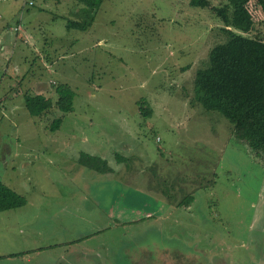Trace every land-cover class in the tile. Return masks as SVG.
Instances as JSON below:
<instances>
[{"label": "rangeland", "instance_id": "obj_1", "mask_svg": "<svg viewBox=\"0 0 264 264\" xmlns=\"http://www.w3.org/2000/svg\"><path fill=\"white\" fill-rule=\"evenodd\" d=\"M22 1L32 5L21 11L19 35L31 44L9 43L0 61V181L25 204L0 213L1 240L17 246L6 221L16 216L18 237L29 226L36 245L52 247L28 263L15 255L0 264H54L60 243L75 239L68 248L85 252L81 264H264V162L221 115L188 104L194 72L223 41L217 17L188 0H102L81 31L65 26L78 19L75 0L8 3L15 11ZM227 2L233 31L264 37V0ZM63 83L74 93L70 111L28 114L23 94L53 101ZM80 153L114 173L80 165Z\"/></svg>", "mask_w": 264, "mask_h": 264}, {"label": "trees", "instance_id": "obj_2", "mask_svg": "<svg viewBox=\"0 0 264 264\" xmlns=\"http://www.w3.org/2000/svg\"><path fill=\"white\" fill-rule=\"evenodd\" d=\"M75 1L82 5L78 19L67 20L66 27L85 31L102 0ZM187 3L191 7L208 8L211 15L222 23L217 30L223 39L208 50L206 66L194 72L188 104H197L205 111L221 115L230 124L229 134L235 141L245 145L252 155L264 162V37H251L233 31L230 26L233 25L234 15L227 0L217 6L210 5L207 0H188ZM260 22L264 27V19ZM251 27L252 24L249 25ZM54 94L52 101L41 94L25 93L22 95L23 105L31 116H38L52 107L61 112L72 109L74 93L67 84L56 85ZM137 109L141 116L148 117L151 113L143 100L138 101ZM59 123L60 118L52 119L48 129L54 131ZM116 159L121 162L124 157L117 155ZM78 163L96 173L112 172L106 161L96 155L80 153ZM190 199L192 195H184L175 206H185ZM23 204L24 197L0 181V211Z\"/></svg>", "mask_w": 264, "mask_h": 264}, {"label": "crops", "instance_id": "obj_3", "mask_svg": "<svg viewBox=\"0 0 264 264\" xmlns=\"http://www.w3.org/2000/svg\"><path fill=\"white\" fill-rule=\"evenodd\" d=\"M9 1H14V0H0V2H1V4H0V61H2L3 59L5 60V57H4L5 49L7 48V46H9V43H10V45L11 44L14 45L16 43V41L21 40L26 46L31 44L30 42H29L30 44H28V40L26 39L25 36L19 35L20 28L19 29H14V28L16 26L20 27V21L19 20L22 16L21 11L26 9V5L31 6L32 4L28 5L27 1L26 2L22 1L20 6L18 8H16L14 11L13 10V6H14L13 2H11V4H10V3H8ZM10 13L12 14V18H8ZM65 26H66V23H65ZM31 46L34 47V43ZM11 54H13V52H11ZM23 54H24V52H22V55ZM138 169L140 170V168H137V170L133 169V170L129 171L128 175L131 174L133 176H138L139 173H141V172H138L139 171ZM111 173H114V171L110 172V174ZM115 173H116V171H115ZM3 184L6 185L5 183H3ZM146 186H148L147 181H146ZM155 195L157 196V194H155ZM18 208L19 207L14 208V209L5 210V211L16 210ZM109 210H111V209L109 208ZM1 212H4V211H0V213ZM151 215L152 214H150V212H145V215H143V217H150ZM15 217L16 216H14V218L12 216H10L6 219L9 226H11V228L9 229V231L11 232L9 237L11 239L16 240V242L18 243L15 248H11V247H9V244L7 243V241L1 240L2 237L5 235V232H4L5 218L2 216V214H0V250H2L1 249L2 247H5V249L7 250L5 253H2L0 255V257L1 256L6 257L7 261L12 262V261H15V259H16L15 255H19L20 258H24L23 259L24 262L28 263V262H30V259L28 256V255H30V253H34V254L39 255L40 250H42L43 248H51L52 246L47 245V244L42 245V246L36 245L32 239V235L29 232L30 231L29 226H27V228H26V236L18 237L17 234H15V231L13 229L14 225L12 224V221L14 223V221L16 219ZM156 218H160V215H157ZM28 241H30V242H28ZM78 241L79 240L75 239L73 241H64V242L60 243V245L64 249H63V252L57 257L54 264H81V261L79 260V258L86 257V255L84 254L85 252L76 250V248H73V249L68 248L69 245H71L75 242L77 243ZM20 242H23V245H21ZM90 251H92V250H89L88 252H90ZM90 254L91 253H88V255H90ZM84 262H85V264H88L89 260L85 259Z\"/></svg>", "mask_w": 264, "mask_h": 264}, {"label": "built area", "instance_id": "obj_4", "mask_svg": "<svg viewBox=\"0 0 264 264\" xmlns=\"http://www.w3.org/2000/svg\"><path fill=\"white\" fill-rule=\"evenodd\" d=\"M27 4L30 5L31 1H27ZM14 29H19V26H16Z\"/></svg>", "mask_w": 264, "mask_h": 264}]
</instances>
